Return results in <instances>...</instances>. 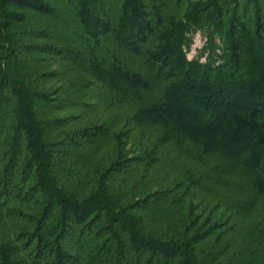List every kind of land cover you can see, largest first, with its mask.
<instances>
[{
	"label": "trees",
	"instance_id": "obj_1",
	"mask_svg": "<svg viewBox=\"0 0 264 264\" xmlns=\"http://www.w3.org/2000/svg\"><path fill=\"white\" fill-rule=\"evenodd\" d=\"M158 86L124 127L89 121ZM186 144L223 161L157 188L163 147ZM8 222L0 264H264V0H0Z\"/></svg>",
	"mask_w": 264,
	"mask_h": 264
},
{
	"label": "rangeland",
	"instance_id": "obj_2",
	"mask_svg": "<svg viewBox=\"0 0 264 264\" xmlns=\"http://www.w3.org/2000/svg\"><path fill=\"white\" fill-rule=\"evenodd\" d=\"M183 9H186V4L183 5ZM206 40V35L198 31L194 34V42L192 44L191 49L188 50V56L190 58L195 57L199 54L200 50L203 48ZM162 87L158 86L154 89L152 93L147 94V96H143L141 99H129L122 104H118L112 107H108L105 105H101L98 112L93 113L89 116V121L96 122L99 119H105L109 117H113L115 119L119 120L118 127L120 128L122 126L121 122L123 120V127H124V121L126 119V116L128 114L133 113L136 111L141 105L145 104V102L148 99H153L154 97L158 96L161 93ZM97 99L99 101V98H93L92 100ZM130 146L136 147L137 153L140 152L139 148L142 150L145 148V146H141L142 139V130L137 128H134L133 131L130 132ZM114 144V139L110 137L107 141V144L104 147L103 153L108 152L111 150V147ZM162 152L164 155V159L162 158V162L159 163V165L154 166V171H156V178L154 179V184L156 187L162 186L163 177H167V174L172 172L171 166L178 165L183 168H190L193 169L194 167L197 169H207L210 168L212 165L222 162L223 159L216 156H210L205 157L204 159H200L198 157V152L194 149V147L191 144H186L184 148H175L174 146L167 145L164 146L162 149ZM161 152V153H162ZM240 167L235 166L232 169V174L235 175L239 172ZM200 193H197L194 191V189L191 187L190 190L184 195V206L180 208V211L177 213V217H186L188 210L191 205V201H194L197 203L201 199ZM200 198V199H199ZM12 222H8L7 225L3 224V227H0V231L2 232H8L11 229Z\"/></svg>",
	"mask_w": 264,
	"mask_h": 264
}]
</instances>
